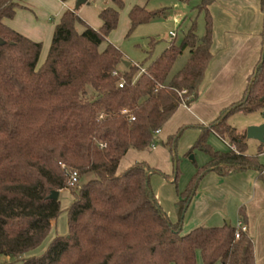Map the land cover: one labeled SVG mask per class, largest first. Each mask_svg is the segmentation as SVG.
Wrapping results in <instances>:
<instances>
[{
    "label": "trees",
    "instance_id": "trees-1",
    "mask_svg": "<svg viewBox=\"0 0 264 264\" xmlns=\"http://www.w3.org/2000/svg\"><path fill=\"white\" fill-rule=\"evenodd\" d=\"M110 1L114 7L101 11L99 30L88 26L77 12H65L41 62L42 44L4 22L12 20L21 6L16 0H0V258L20 259L41 247L52 221L62 212L52 194L70 189L75 200L68 210V234L56 237L45 255L25 259L23 264H199V259L201 264H257L248 230L225 224L185 233L184 221L208 173L226 177L252 169L264 181L259 156L246 154V132L227 123L236 113L264 111V41L261 61L239 102L223 110L209 127H183L162 142L177 163L179 139L187 129H197L200 136L187 157L195 151L210 157L186 191L178 192V219L173 223L150 186L157 171L146 162L122 173L118 170L129 151L156 146L158 132L181 106L199 101L212 59L209 7L215 0H174L188 5L199 2L194 10L205 15L206 34L199 37L193 24L181 43L173 40L154 61L148 57L123 71L124 54L109 37L118 27L124 2ZM166 12L137 4L128 16L129 33L166 17ZM78 25L84 27L82 33ZM186 50L190 57L185 67L171 75ZM210 134L227 142L229 153L214 151L208 144ZM67 171L79 174L74 187L68 186ZM178 177L175 168L172 185ZM238 216L248 224L245 207Z\"/></svg>",
    "mask_w": 264,
    "mask_h": 264
},
{
    "label": "crops",
    "instance_id": "crops-1",
    "mask_svg": "<svg viewBox=\"0 0 264 264\" xmlns=\"http://www.w3.org/2000/svg\"><path fill=\"white\" fill-rule=\"evenodd\" d=\"M133 1L134 5L131 6V9L137 6L138 2L137 0ZM16 2L21 7L16 10V15L12 20H4L5 24L20 35L41 43L45 55H48L46 50L49 51L54 32L64 13L70 11L77 12L79 15L80 10L89 4L88 0V4L77 10L75 8L77 0H69L65 3L60 0H16ZM194 4L198 5L199 2L196 1ZM168 5L179 9L188 4H180L171 0L168 1ZM209 12L213 18L214 30L212 59L204 76L200 99L191 107L181 106L167 126L159 132V137H163L169 125H172V131L166 133V136L174 134L176 129L183 127L203 125L209 127L212 125L223 110L244 97L249 78L261 61L264 41L262 0H215V3L209 7ZM79 17L81 18L80 15ZM82 20L88 25L86 20L83 18ZM262 124L264 123H253L252 125L260 126ZM195 131L194 139L200 136V131L197 129ZM164 138L163 140H165ZM257 143L259 149L261 145L259 142ZM151 149L157 150L155 147ZM131 152L132 150L127 155ZM170 168L168 167L166 170L169 173ZM124 171L126 170H121L120 164L118 173ZM173 171L175 172L174 168ZM199 186L185 215V233L196 227H203V224L213 220L214 217L218 218L216 221H219V217L228 218V204L233 201L231 210L236 211L237 216L241 207L246 208L248 216L246 226L250 236L257 235V239L260 237L261 228L264 226V181L259 171L251 169V171L238 172L226 177L211 172L205 176ZM158 200H160L159 197ZM178 200V193L176 195L170 192L167 202L162 203L160 200L158 203H161L165 208V203L166 206H168L167 203L176 205ZM166 211L167 217L175 223L178 219L176 207L174 211L172 208H166ZM239 222L240 217L238 216L237 224ZM252 239L254 242V237ZM256 250L258 251V247Z\"/></svg>",
    "mask_w": 264,
    "mask_h": 264
},
{
    "label": "rangeland",
    "instance_id": "rangeland-1",
    "mask_svg": "<svg viewBox=\"0 0 264 264\" xmlns=\"http://www.w3.org/2000/svg\"><path fill=\"white\" fill-rule=\"evenodd\" d=\"M69 1V0H68ZM67 1V2H68ZM136 1V0H135ZM137 4L141 6H147L148 11H155L161 9H167L165 14L166 17L158 18L154 20L150 24L140 25L133 33H129L130 30V18L129 13L131 10V6L134 5L133 0H123L124 7L119 11L120 21L116 30L112 32L110 35V43L113 44L116 48H119L121 52L124 54L123 65L120 67L121 71L126 68L125 62H128L133 65L142 64L148 57L149 61H154V59L158 58L165 50H167L169 46V34L170 32H176L177 38L176 43H181L185 35L188 33L190 27L195 24L198 36L202 37L206 34L205 30V15L202 13L198 14L197 11L194 10L197 4H191L185 6H181L179 9L173 7L172 5H168V1L171 0H150L148 5L142 0H137ZM77 4V3H76ZM136 4V5H137ZM106 7H114L113 2L110 0H89V4L83 7L80 10L79 15L81 18L86 20L89 26H92L93 29L99 30L101 28V20L99 18V13L102 9H106ZM76 8V7H75ZM77 31L81 33L83 31V26L78 25ZM154 44L152 45V43ZM105 45H103L100 49L103 51ZM47 54L49 51H47ZM45 52L42 55L41 62H44ZM190 57V51L186 50L185 53L179 57L176 61V64L171 72V75L176 74L180 70H182L188 59ZM227 123L235 127L240 133H245L250 128L253 123H264V111L256 112L249 115H244L242 113H236L231 116ZM171 126L167 127V130L163 137L158 136V140L155 148L157 150H145L141 152L132 151L129 153L126 158L121 163V170L128 169L127 167H131L132 164L135 165L137 163L147 162L148 165L156 170L158 173L152 176L150 181V186L154 192L155 198L158 200V197L162 201V203L168 201V197L170 192L175 193L177 195L178 192L182 193L186 191L189 187V182L192 177L197 173L198 168L204 167L209 161L210 157L207 153H203L200 151H195L193 154H190L186 157V154L192 147L197 143L198 138L194 139L193 136L196 134L195 129L190 128L187 129L179 139L176 156L179 161L177 165L172 161L171 153L169 149L165 148L162 145V142H167L168 138L173 135L166 133H171ZM179 129H176L175 133ZM166 136V138H164ZM163 138L165 140H163ZM208 144L213 148L214 151L220 153H229V145L227 142H224L221 139H218L215 135L210 134L208 136ZM247 152L248 156H259V162L264 167V148L262 149L263 154L260 153L258 146L259 144L255 140H247ZM191 156H194V160L191 159ZM170 168V173L167 172V168ZM173 168H177L179 171V177L176 185H171L175 179V172ZM163 175L169 177L166 179ZM88 178H85L80 182L78 188L86 182ZM77 189V188H76ZM75 200L74 194L72 190L65 189L60 193L59 201L62 206V212L59 217L52 221V230L50 231L48 240L39 248L35 249V251L29 252L26 255L20 257V259L12 260L5 258H0V264H23L25 259H30L36 256H43L46 254L51 242L60 236H66L68 234V210L71 208ZM158 200V201H160ZM157 201V203H158ZM230 201V200H229ZM161 205V203H159ZM233 201H230L228 204V218L223 219L219 217V221H216V217L213 220H209L206 224H203V227H219L224 225L227 222L232 223L233 226L237 225L238 216L236 211H232ZM168 206L162 208L166 214V208H172L174 211L175 204L167 203ZM170 205V206H169ZM168 216V215H167ZM169 218V217H168ZM262 234L257 239V235H253L254 237V247H255V260L257 264H264V226L261 228ZM258 247V251L256 248ZM257 252V253H256ZM199 264H201V260L199 259Z\"/></svg>",
    "mask_w": 264,
    "mask_h": 264
},
{
    "label": "water",
    "instance_id": "water-1",
    "mask_svg": "<svg viewBox=\"0 0 264 264\" xmlns=\"http://www.w3.org/2000/svg\"><path fill=\"white\" fill-rule=\"evenodd\" d=\"M88 0H77V4H76V9H80V7L88 4L87 3ZM0 43H2V40H0ZM124 64H126L127 67H129L131 64L128 62H125ZM246 138L248 140H255L257 142L260 143L261 146L264 147V124L260 125V126H250V128L247 130L246 132ZM194 156H191V159L194 160ZM177 165V163H176ZM60 194L58 192H54L52 194V198L53 199H59ZM227 225H231L230 222H227Z\"/></svg>",
    "mask_w": 264,
    "mask_h": 264
},
{
    "label": "built area",
    "instance_id": "built-area-1",
    "mask_svg": "<svg viewBox=\"0 0 264 264\" xmlns=\"http://www.w3.org/2000/svg\"><path fill=\"white\" fill-rule=\"evenodd\" d=\"M169 43H171L173 40L176 39L177 37V33L176 32H170L169 34ZM146 70L145 69H141V73H145ZM115 75L117 73H114ZM120 88H123V84L120 85ZM134 120V118H132V121ZM159 133V132H158ZM67 175H68V186L69 187H74L75 185H77V183L79 182V174H77V172L75 171H67ZM237 229L243 232H247L248 228L247 226L243 223V222H239L237 224ZM239 235H237L238 238Z\"/></svg>",
    "mask_w": 264,
    "mask_h": 264
}]
</instances>
